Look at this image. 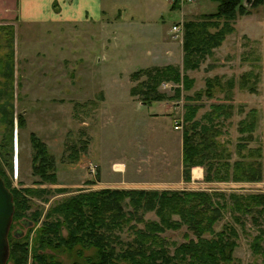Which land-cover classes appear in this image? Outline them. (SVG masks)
I'll list each match as a JSON object with an SVG mask.
<instances>
[{"label":"rangeland","instance_id":"1","mask_svg":"<svg viewBox=\"0 0 264 264\" xmlns=\"http://www.w3.org/2000/svg\"><path fill=\"white\" fill-rule=\"evenodd\" d=\"M168 2L175 17L167 25L171 37L180 43L182 50L178 46L172 61L166 64L144 67L138 65L151 60H116L114 57L118 58L119 49L111 42L117 38L119 29L116 27L109 29L112 50L104 65L102 59H97L104 55L101 51L106 32L101 26L71 28V25H65L57 28L49 24L21 22L17 33L14 30V116L10 125L2 119L0 112V161L6 182L27 197L29 204L23 214L10 223L6 263L12 264L10 246L16 250L21 245L25 247L27 264H31L34 249L40 253L48 252L37 240L43 220L50 218L46 217V212L78 190L187 189V184L190 189H221L225 194L230 191L264 192V177L257 180L204 177L205 160L199 164L202 178L185 183L184 180L190 179L193 165L186 166L178 155L180 151L182 154V115L186 104L196 107L193 119L202 124L211 123V129H217L212 137L223 155H228L225 157L228 162L238 157L237 150L245 152L248 147L264 141V0L252 7L246 3V12H235L226 20L230 29L224 31L217 43L206 48L202 55H196L195 60L192 57L187 65L184 64L182 45L185 23L188 20L202 23L204 12L214 11L217 3L213 0ZM222 20L220 18L214 26L197 27L214 32ZM174 23L179 25L175 32ZM7 30L9 28L0 30L1 34L5 35ZM127 41L131 43L125 38L124 43ZM11 47L7 40L0 39V54L8 52ZM126 50L123 49L124 56ZM165 65L177 66L178 80L173 78L175 71L163 73L157 70ZM103 69L109 74L105 86L111 88L106 90L108 101L102 106L101 92L91 83H101L100 71ZM136 71L138 74L134 76ZM183 76L186 77L184 82ZM154 81L158 92L164 94L162 99L148 102L142 100L139 93L131 94V87H140L142 83L145 87L146 83L153 84ZM87 86L92 88L85 91ZM177 88L178 97L173 98ZM128 92L139 103L150 105L140 108L136 102H127L124 95ZM87 95L90 96L88 100L85 99ZM217 103L225 107L219 115L208 120L204 114L212 111V104ZM178 119L180 125L175 128ZM249 121L252 122L250 129L247 127ZM141 134L149 139L156 136L153 144L147 147L140 140ZM246 135L251 137L241 139ZM41 143L52 159L47 158L46 166L41 159ZM238 143L244 146L238 147ZM218 158L220 162V155L212 160ZM115 162L124 163V168L115 170ZM94 163L95 172L92 173L89 166ZM186 171L188 177H185ZM226 201L227 205L222 208L213 228L219 229L225 223L235 227L236 244L231 253L237 259L236 264H264V213L257 215V225L249 212L232 210L229 198L226 197ZM143 217L157 218L152 210L145 212ZM22 219L29 222H21ZM258 226L263 228L261 238L253 240ZM16 230L17 234H14ZM62 232L66 234L65 228ZM185 233L192 236L183 224L177 229H166L162 235L168 239L172 250L174 243L187 239ZM131 236L128 229L121 232L123 240ZM255 241L260 244L259 252L251 250ZM64 249L61 246L52 252L62 264H69L77 255Z\"/></svg>","mask_w":264,"mask_h":264},{"label":"trees","instance_id":"2","mask_svg":"<svg viewBox=\"0 0 264 264\" xmlns=\"http://www.w3.org/2000/svg\"><path fill=\"white\" fill-rule=\"evenodd\" d=\"M216 1L215 10L204 12V21L185 23L183 36L184 64L195 60L196 55L202 53L217 40L224 31L230 29L227 19L233 17L235 12H246V3L252 7L262 0H213ZM244 1V3H242ZM219 27L214 32L204 30L203 26L209 24ZM218 19V20H217ZM9 28L5 35L2 30ZM0 39L7 40L10 47L8 52L0 54V112L2 119L12 125L14 116L13 86V40L14 26L10 23L0 24ZM186 64V65H187ZM177 66L165 65L157 68L158 71H175L174 79L178 80L180 74ZM140 70V69H139ZM149 70H146L147 72ZM156 74H159L155 72ZM138 71L134 73V76ZM158 76H156L157 78ZM243 77V76H242ZM186 77L183 76V82ZM153 84L143 83L133 86L131 94L139 93L142 100L148 102L162 99L164 94ZM188 86V83L185 85ZM207 87V86H206ZM175 95L178 97V88ZM209 92V90H206ZM200 91H197L199 94ZM169 97V98H172ZM182 115V159L186 166L202 164L206 161L204 177L220 180H257L264 177V141L262 144L248 147L245 152L237 150V158L228 162L223 151L217 148L213 135L217 129H211L210 124L199 123L193 119L196 107L185 105ZM224 105L212 104V111L204 114L208 120L219 115ZM8 110V111H7ZM3 111V112H2ZM212 113V114H210ZM179 121V119H178ZM252 122L247 124L250 129ZM242 130V129H240ZM251 137L246 135L241 139ZM264 137V133H263ZM34 143L36 144L35 140ZM38 143H40L38 141ZM37 145V144H36ZM243 147V143H238ZM43 146V164L46 166L47 158L52 160ZM263 148V149H262ZM220 155L216 160L213 158ZM3 165L0 161V176L10 189L14 201V211L11 223L24 209L28 207V198L16 188H11L2 175ZM189 172L186 171L185 177ZM44 174V172H43ZM226 197L229 198L230 208L249 212L254 223L259 225L258 216L264 213V192H234L227 194L221 189H141V188H102L82 191L78 190L56 202L46 212L43 227L37 235L39 244L47 251L38 252L34 249L31 264H62L53 250L59 247L75 252L77 257L69 264H236L237 259L231 251L235 243L236 229L231 224H222L214 229V222L220 218L222 208L226 207ZM149 210L154 211L157 218L143 217ZM37 212L35 217L37 218ZM176 216V217H175ZM257 216V217H256ZM237 217V216H235ZM237 219V218H236ZM264 222V219H262ZM28 223L29 220L22 219ZM140 223L141 225H138ZM186 225L192 236L185 233L186 240L174 243L170 249L168 239L162 233L168 229H177ZM65 228L66 234L62 229ZM124 229L131 231L132 236L123 240L121 232ZM258 233L253 240L261 238L263 228L257 227ZM14 233V232H13ZM15 234V233H14ZM12 240V238H10ZM169 243V244H168ZM91 249L88 253L86 249ZM64 249V250H65ZM252 252L260 251V244H252ZM57 253V252H56ZM9 260L12 264H27L25 247L17 250L10 246Z\"/></svg>","mask_w":264,"mask_h":264},{"label":"crops","instance_id":"3","mask_svg":"<svg viewBox=\"0 0 264 264\" xmlns=\"http://www.w3.org/2000/svg\"><path fill=\"white\" fill-rule=\"evenodd\" d=\"M174 17V10L170 8L168 0H0V24H13L16 33L21 22L28 24L43 23L54 25L57 28H63L65 25H71V28L101 26L107 36L106 34L103 35L104 42L101 53L104 55L98 56L97 59H102L103 65L107 63L105 60L111 55V42L119 49L118 58L114 57L116 60L127 61V58L151 60L144 65H138L144 67L171 62L177 47L179 46L182 50L180 43L171 37V31L167 25L169 20ZM112 27L118 28L119 31L117 38L114 37L115 40L110 42L111 31L109 29ZM125 38L131 40V43L127 41L125 44ZM121 43L124 45H120ZM123 49H127L126 56L123 55L125 54ZM138 63L140 64V62ZM100 72L101 83H91L93 84L91 86H97L95 90L101 92L100 105H105L108 101L105 92L111 87L105 86L109 77L107 69ZM91 88L87 86L84 90L88 91ZM125 96L127 102H136L135 104L141 106L140 108L150 105L147 102L139 103V101L134 100L130 92ZM85 99H90V96L87 95ZM167 104L169 103L167 102ZM145 137L141 134L140 140H143L144 142H142L148 147L149 144H153L156 136L152 139ZM160 147L162 146L160 145ZM178 155L182 158L181 151ZM113 166L115 170H122L125 164L115 162ZM194 178H202V169L199 164L191 167L190 179L184 180V182L190 183ZM162 182L168 183L165 180ZM185 185L187 189H190V185Z\"/></svg>","mask_w":264,"mask_h":264},{"label":"water","instance_id":"4","mask_svg":"<svg viewBox=\"0 0 264 264\" xmlns=\"http://www.w3.org/2000/svg\"><path fill=\"white\" fill-rule=\"evenodd\" d=\"M13 211L14 201L12 193L0 176V264H8L6 263L8 255L7 234ZM14 233L17 234V230Z\"/></svg>","mask_w":264,"mask_h":264},{"label":"built area","instance_id":"5","mask_svg":"<svg viewBox=\"0 0 264 264\" xmlns=\"http://www.w3.org/2000/svg\"><path fill=\"white\" fill-rule=\"evenodd\" d=\"M182 1H191V0H182ZM172 28H173V30L175 32L179 28V25L174 23L172 25ZM179 125H180L179 121L176 120L175 123H174V127L177 128ZM89 169H90V172H92V173L95 172V164H90Z\"/></svg>","mask_w":264,"mask_h":264}]
</instances>
